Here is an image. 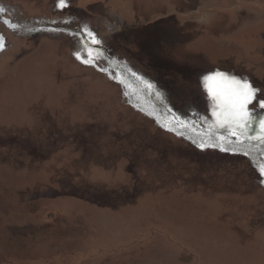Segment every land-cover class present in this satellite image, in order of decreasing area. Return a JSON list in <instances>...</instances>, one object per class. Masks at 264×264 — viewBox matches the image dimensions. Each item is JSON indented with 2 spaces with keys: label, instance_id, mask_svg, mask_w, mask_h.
Returning a JSON list of instances; mask_svg holds the SVG:
<instances>
[{
  "label": "rangeland",
  "instance_id": "obj_1",
  "mask_svg": "<svg viewBox=\"0 0 264 264\" xmlns=\"http://www.w3.org/2000/svg\"><path fill=\"white\" fill-rule=\"evenodd\" d=\"M0 1L26 19H71L108 51L8 33L0 264H264V159L161 129L107 61L181 118L220 128L206 76L248 80L264 99V0ZM249 109L237 131L264 139V109Z\"/></svg>",
  "mask_w": 264,
  "mask_h": 264
},
{
  "label": "water",
  "instance_id": "obj_2",
  "mask_svg": "<svg viewBox=\"0 0 264 264\" xmlns=\"http://www.w3.org/2000/svg\"><path fill=\"white\" fill-rule=\"evenodd\" d=\"M99 47L103 50L102 52H108L104 46ZM107 61L111 63V68L114 69L116 76H119L117 81L132 90V94H129L131 100H133L132 106L154 120L161 129L184 138L199 149H202L200 144L206 142L208 144L223 145L226 150H221L219 146L205 147L203 149L210 148L225 153L241 154L248 157L253 163L264 159V139L262 137H255L247 133L242 134L238 131L233 135L231 128L204 127L200 126L197 121L183 119L172 112L171 105L156 101L150 95L143 94L136 89L135 85L139 82L136 83L137 80L133 79L139 78L137 74L130 72L127 68L118 66L111 59ZM125 72L133 73L132 78L125 80L121 76Z\"/></svg>",
  "mask_w": 264,
  "mask_h": 264
},
{
  "label": "snow or ice",
  "instance_id": "obj_3",
  "mask_svg": "<svg viewBox=\"0 0 264 264\" xmlns=\"http://www.w3.org/2000/svg\"><path fill=\"white\" fill-rule=\"evenodd\" d=\"M63 7V0H61ZM15 28V25H12ZM88 35H92L88 33ZM93 44H98L99 41L93 37ZM3 44H0V48ZM77 59L80 56L77 55ZM89 63V61H82ZM204 84L207 87L209 96L215 103L213 115L216 117V122L220 127L229 126L235 135L236 131L247 127L248 123L253 118V113L249 109L254 101L258 103L260 109H264V99L257 98L259 89L255 88L248 80H239L235 76H229L224 71H216L212 75L204 78ZM151 87V85H148ZM261 124L264 126V118L261 119ZM221 150H226L223 145L201 143L200 147H217ZM261 175H264V167L260 169Z\"/></svg>",
  "mask_w": 264,
  "mask_h": 264
},
{
  "label": "flooded vegetation",
  "instance_id": "obj_4",
  "mask_svg": "<svg viewBox=\"0 0 264 264\" xmlns=\"http://www.w3.org/2000/svg\"><path fill=\"white\" fill-rule=\"evenodd\" d=\"M20 13L21 10L19 12L17 6L0 1V44H3V47L0 48V53L5 52L10 46L8 33L27 37H33L41 33H48L51 35L65 33L75 39L76 50H78L77 52H79V54L85 53L93 56L98 49H100V52L103 51L99 47L103 45L90 43L83 36V32L76 29L73 24H69L71 19L66 20V23L54 19L44 20L43 17L38 19H26L24 14ZM12 25H15V28H13ZM91 60L94 59L91 58ZM96 66L99 65L97 64Z\"/></svg>",
  "mask_w": 264,
  "mask_h": 264
}]
</instances>
